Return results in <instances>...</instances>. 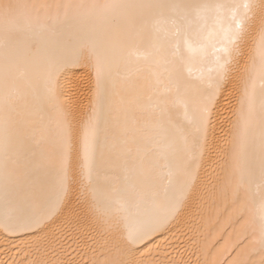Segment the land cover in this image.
<instances>
[{
	"label": "bare ground",
	"instance_id": "6f19581e",
	"mask_svg": "<svg viewBox=\"0 0 264 264\" xmlns=\"http://www.w3.org/2000/svg\"><path fill=\"white\" fill-rule=\"evenodd\" d=\"M0 264H264V0H0Z\"/></svg>",
	"mask_w": 264,
	"mask_h": 264
}]
</instances>
